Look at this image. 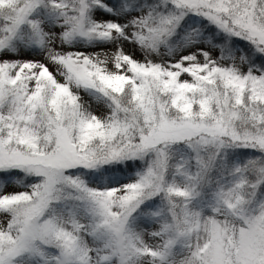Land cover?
I'll use <instances>...</instances> for the list:
<instances>
[{
  "label": "snow or ice",
  "instance_id": "obj_1",
  "mask_svg": "<svg viewBox=\"0 0 264 264\" xmlns=\"http://www.w3.org/2000/svg\"><path fill=\"white\" fill-rule=\"evenodd\" d=\"M0 264H264V0H0Z\"/></svg>",
  "mask_w": 264,
  "mask_h": 264
}]
</instances>
